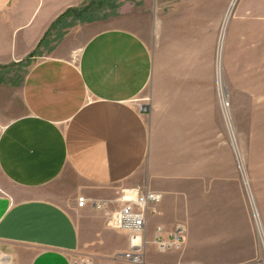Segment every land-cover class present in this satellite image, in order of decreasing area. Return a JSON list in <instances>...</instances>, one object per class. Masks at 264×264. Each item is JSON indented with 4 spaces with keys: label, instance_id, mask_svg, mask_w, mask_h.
I'll return each mask as SVG.
<instances>
[{
    "label": "crops",
    "instance_id": "0c3cea01",
    "mask_svg": "<svg viewBox=\"0 0 264 264\" xmlns=\"http://www.w3.org/2000/svg\"><path fill=\"white\" fill-rule=\"evenodd\" d=\"M80 1L0 0V264H132L122 257L128 233L108 224L130 188L163 197L148 219L144 264H256L218 93L230 102L252 96L242 80L262 78V26L247 11L232 16L219 84L205 77L202 57L226 4L150 0L149 35H173L182 57L181 78H158L150 47L131 28L136 15L130 26L91 34L78 52L60 38ZM209 42L210 53L214 36ZM100 200L105 210L94 207ZM180 224L183 247L160 252L158 227L166 236Z\"/></svg>",
    "mask_w": 264,
    "mask_h": 264
},
{
    "label": "rangeland",
    "instance_id": "374dc122",
    "mask_svg": "<svg viewBox=\"0 0 264 264\" xmlns=\"http://www.w3.org/2000/svg\"><path fill=\"white\" fill-rule=\"evenodd\" d=\"M233 1L222 0L226 4L223 9L222 31L219 35H206V53L202 57L204 58L205 77L214 79L219 84L225 80L222 62L224 30L232 16L247 11L245 14L252 19L254 28L257 30L258 25L262 26L261 32L264 35V0H238L234 12L226 22V15ZM149 6L150 0H81L77 7L73 8L71 19L65 21L62 26L61 33L68 35H61L60 38L67 39L69 45L76 48L78 52L92 36L91 34L109 27L130 26L133 23L129 22L130 19L136 15L135 18L138 21L131 28L135 29L150 47L155 58L157 77L181 78L182 57L180 50L174 47L177 41L173 35H149L148 27L143 24L148 17ZM256 30H254L255 33ZM73 31L81 35H69ZM213 36L215 45L212 48L213 51L210 50L209 53L207 48ZM49 56L50 54L47 53L41 55L40 58ZM242 86H249L250 90H253L252 96L246 98L233 95L230 102L221 91L218 93V105L223 128L229 135L230 144L236 148L239 179L252 215L259 248V256L256 260L258 264H262V261L264 263V70L261 79L248 75L242 80ZM148 93L147 89L141 98L147 97ZM249 99H254L255 103H246L245 100ZM223 100L229 103L228 116L224 114ZM256 100L259 101L256 103Z\"/></svg>",
    "mask_w": 264,
    "mask_h": 264
},
{
    "label": "built area",
    "instance_id": "2783aa9c",
    "mask_svg": "<svg viewBox=\"0 0 264 264\" xmlns=\"http://www.w3.org/2000/svg\"><path fill=\"white\" fill-rule=\"evenodd\" d=\"M224 114L228 116L229 103L223 100ZM162 195L158 192L141 188L123 190L118 199L122 204L109 219V226L115 230L126 232L129 235V249L123 253L125 261L132 264H144L145 248L147 241V223L151 214H158V206L162 201ZM88 200L78 199V206L83 208ZM108 201H96L94 207L105 209ZM185 226L180 225L176 230L164 236L163 227H158L155 244L160 252L180 250L185 242ZM73 264H94L88 258L78 257ZM110 264V263H106Z\"/></svg>",
    "mask_w": 264,
    "mask_h": 264
},
{
    "label": "bare ground",
    "instance_id": "6f19581e",
    "mask_svg": "<svg viewBox=\"0 0 264 264\" xmlns=\"http://www.w3.org/2000/svg\"><path fill=\"white\" fill-rule=\"evenodd\" d=\"M237 2H238V0H234L231 3V6H230V8H229V10L227 12V15H226V22L230 19L231 14L234 12V9H235V6L237 5Z\"/></svg>",
    "mask_w": 264,
    "mask_h": 264
}]
</instances>
